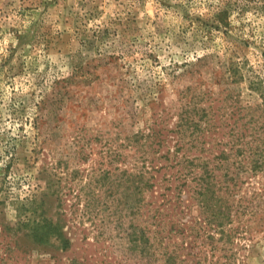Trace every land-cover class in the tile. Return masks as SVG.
I'll use <instances>...</instances> for the list:
<instances>
[{"label": "rangeland", "instance_id": "374dc122", "mask_svg": "<svg viewBox=\"0 0 264 264\" xmlns=\"http://www.w3.org/2000/svg\"><path fill=\"white\" fill-rule=\"evenodd\" d=\"M184 116L264 149V0H0V264H165L129 235L163 173L141 213L122 174L150 178ZM246 180L263 189L264 169ZM245 205L206 263L264 264V196ZM47 221L71 245L36 239Z\"/></svg>", "mask_w": 264, "mask_h": 264}, {"label": "trees", "instance_id": "16d2710c", "mask_svg": "<svg viewBox=\"0 0 264 264\" xmlns=\"http://www.w3.org/2000/svg\"><path fill=\"white\" fill-rule=\"evenodd\" d=\"M218 125L223 124L216 123L215 119L214 123L203 127L194 117L184 116L174 129L169 130L177 134L175 145L167 144V151L160 155L165 163L154 165L150 178L143 172L123 171L122 176L134 185L137 201L131 202L130 206L138 213L144 212L142 195L155 191L158 185L153 179L156 173H163L162 200L159 205L156 202L148 204L146 219L149 225H134L129 234L134 242L132 249H142L151 256L152 263L153 257L162 249L165 264H208L210 246L216 253L219 241L235 242L234 237L240 230H244L242 234L247 229L242 226V216L247 212L245 203L248 199L264 196V186L260 190H243L246 179L264 169V149L257 144V131L251 141H246L249 133L234 130L229 134L230 141L224 142L218 139L217 132L221 128L216 127ZM188 131H191L189 137ZM155 135L158 136L156 132L151 134L152 137ZM200 143L202 147L198 149ZM157 144L162 145L161 141ZM250 156L253 158L248 163ZM195 210L198 216L192 219ZM236 223L240 226L236 227ZM246 232L248 234L249 230ZM54 233L65 240L66 247L71 245L60 224L54 227L47 221L33 230L34 237L41 241ZM179 234L181 242L170 241ZM188 237L192 240L191 249L187 247ZM228 259L226 264H233V255Z\"/></svg>", "mask_w": 264, "mask_h": 264}]
</instances>
